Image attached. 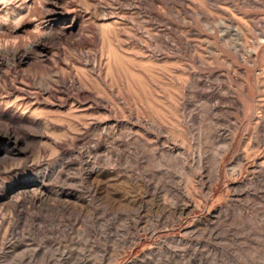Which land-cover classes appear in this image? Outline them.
<instances>
[{
    "label": "rangeland",
    "instance_id": "1",
    "mask_svg": "<svg viewBox=\"0 0 264 264\" xmlns=\"http://www.w3.org/2000/svg\"><path fill=\"white\" fill-rule=\"evenodd\" d=\"M0 264H264V0H0Z\"/></svg>",
    "mask_w": 264,
    "mask_h": 264
}]
</instances>
